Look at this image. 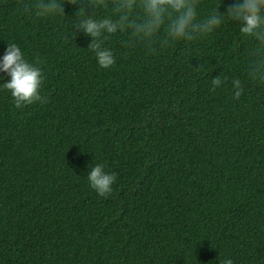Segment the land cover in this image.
<instances>
[{
    "label": "trees",
    "instance_id": "obj_1",
    "mask_svg": "<svg viewBox=\"0 0 264 264\" xmlns=\"http://www.w3.org/2000/svg\"><path fill=\"white\" fill-rule=\"evenodd\" d=\"M58 2L37 17L35 0H0V60L17 44L47 97L17 108L0 72V264H264V83L239 23L155 52L105 34L104 69L75 23L111 5ZM234 2L201 0L198 19ZM97 163L117 176L106 198Z\"/></svg>",
    "mask_w": 264,
    "mask_h": 264
},
{
    "label": "clouds",
    "instance_id": "obj_2",
    "mask_svg": "<svg viewBox=\"0 0 264 264\" xmlns=\"http://www.w3.org/2000/svg\"><path fill=\"white\" fill-rule=\"evenodd\" d=\"M68 2L75 5L81 0ZM200 2L201 0H87V5L93 6L91 13L101 7L108 8L110 4L116 18L94 19L89 16L75 23V29L83 30L92 38L88 48L95 53L98 65L107 69L115 65L116 58L110 49L103 47L104 41L108 39L105 34L127 32L128 46L143 44L149 52H155L154 45L157 43L166 47L172 41H193L207 36L224 22L226 16L227 19L238 22L242 37L254 43L249 53L251 59L247 66L248 76L264 83V0H235L227 7L226 12L218 10L219 4L207 17L198 19ZM63 3L58 0H35V3L26 6L24 11L31 13L34 9L37 17L64 14ZM79 9L86 10V6ZM0 72L10 77L3 86L10 91L17 108L36 102L47 103V97L41 95L44 83L42 69L27 61L17 44L8 43L0 60ZM227 79H221L219 75L213 77L211 90L215 91ZM232 86L235 90L234 99H239L243 92L241 80H233ZM87 179L90 187L106 198L112 193V185L117 176L115 173L106 172L104 165L97 163L91 167ZM220 264H233V261L228 258Z\"/></svg>",
    "mask_w": 264,
    "mask_h": 264
}]
</instances>
